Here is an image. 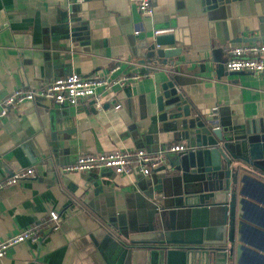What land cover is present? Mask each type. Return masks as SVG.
<instances>
[{
	"label": "crops",
	"instance_id": "0c3cea01",
	"mask_svg": "<svg viewBox=\"0 0 264 264\" xmlns=\"http://www.w3.org/2000/svg\"><path fill=\"white\" fill-rule=\"evenodd\" d=\"M152 3L147 18L128 0H0V106L17 89L36 92L71 74L108 83L96 89L100 110L90 100L69 107L36 99L1 121L0 182L17 170L31 168L34 176L0 191V242L32 228L41 233L9 249L0 264H154L152 251L198 239L197 215L150 195L163 175L153 172L173 155L146 177L62 171L79 156L187 145L181 121H159L156 109L174 67L190 81L179 89L190 114L215 112L257 127L264 119V74L224 69L232 47L264 44V0ZM155 31L172 36L174 45L164 48L180 54L144 58L160 49ZM118 79L126 83L112 84ZM241 185L235 211L242 227L234 224L230 248L239 236L236 264H264V178ZM51 213L59 218L55 230L43 228Z\"/></svg>",
	"mask_w": 264,
	"mask_h": 264
},
{
	"label": "water",
	"instance_id": "95a60500",
	"mask_svg": "<svg viewBox=\"0 0 264 264\" xmlns=\"http://www.w3.org/2000/svg\"><path fill=\"white\" fill-rule=\"evenodd\" d=\"M155 45L160 49L144 58L157 56L166 61L181 52L177 48H164L174 45L172 36H157ZM173 69L170 80L162 85V93L156 98V109L159 121H181L179 128L187 151L172 154L168 167L160 166L153 172L162 171L163 175L155 191H149L152 197L164 199L165 207H178L194 217L197 215L203 225L196 228L198 239L179 242L185 245L179 249L152 251L151 260L154 264L155 261L157 264H236L243 250L239 236L235 248H230L234 224L237 230L242 227L239 221L242 214L235 211L236 203L242 200L243 178L255 174L264 178V119L257 127L255 122L250 126L234 125L227 116L215 112L203 116L190 114L179 93L180 87L190 81L177 68Z\"/></svg>",
	"mask_w": 264,
	"mask_h": 264
},
{
	"label": "built area",
	"instance_id": "2783aa9c",
	"mask_svg": "<svg viewBox=\"0 0 264 264\" xmlns=\"http://www.w3.org/2000/svg\"><path fill=\"white\" fill-rule=\"evenodd\" d=\"M134 3L141 15L151 18L154 14L152 0H128ZM165 31H155L154 36H159ZM224 69L228 73H252L256 75L264 74V44H244L232 47L228 51V58ZM146 74V73H144ZM132 75L130 80L137 81L141 75ZM147 75V74H146ZM123 86L126 79H118L112 84ZM106 81L98 76L82 77L77 74L53 79L42 89L33 91H24L17 89L10 93L0 106V123L10 113L27 102H34L36 99L52 103L56 106L75 107L81 101L90 100L92 107L96 110L101 109L100 96L96 94L99 86L107 85ZM213 110H216L215 108ZM187 151L184 144H173L162 146L154 154L144 150L136 149L131 151L116 150L107 153H98L93 155L79 156L74 163L63 167L64 173H102L104 171L115 175H139L149 176L151 171L164 163L166 158L172 154H181ZM34 176L33 169H23L13 172L0 182V191L2 189L15 186L23 181L29 180ZM52 224H47L44 229L55 230L58 225V215L50 214ZM41 229H28L20 232L8 239L0 242V260L5 253L25 241L36 242L40 236Z\"/></svg>",
	"mask_w": 264,
	"mask_h": 264
}]
</instances>
